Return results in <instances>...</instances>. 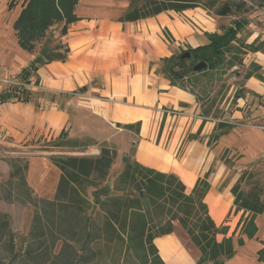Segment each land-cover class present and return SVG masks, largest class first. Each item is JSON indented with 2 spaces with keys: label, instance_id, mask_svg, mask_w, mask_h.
<instances>
[{
  "label": "crops",
  "instance_id": "0c3cea01",
  "mask_svg": "<svg viewBox=\"0 0 264 264\" xmlns=\"http://www.w3.org/2000/svg\"><path fill=\"white\" fill-rule=\"evenodd\" d=\"M15 2L9 9L11 0H0V68L12 75L21 73L35 58L17 43L13 25L24 2ZM129 4V0H77L73 11L77 20L67 27L66 35H61L63 23L56 24L46 33L44 42L58 31L66 53L61 59L37 66L30 72L28 80L35 87L33 90L38 88L42 95L50 94V100L36 102L33 97L29 103L0 102V156L4 150L9 154L37 150L41 148L38 144L44 140L61 137L65 145L58 149L69 150L70 155L75 154L73 150L78 149L82 141L89 142L91 145L88 146H99L92 141L90 132L74 133L68 129L71 115L61 95L76 92L71 98L77 100L76 106L85 115H102L114 127L142 121L136 141L132 133L120 127H116V133H125L131 136L130 142L137 143L132 155L135 161L143 167L176 175L187 194L198 179L209 173L206 181L210 188L204 202L210 218L218 228L227 230L225 237L236 240L235 256L223 264H263L258 252L264 247V212L253 218L257 231L253 238L247 239L241 229L251 214L235 209V197L230 192L240 177L239 171H229L222 165L211 173L205 162L207 155L221 154L233 158L236 170L251 169L264 154V131L252 128L249 95L264 99V50L256 53L244 51L243 71H236L238 67L234 66L227 72L234 71V80L241 81L248 71L247 65L252 62L262 72V79H257L253 72V76L244 79L237 88L232 85L225 100L213 103L211 112L205 113L201 109L209 97L200 101L192 92L171 86L161 74L166 72L158 62L171 58L175 50H184L185 45L194 49L207 44V34L221 33L217 20L203 10L192 9L183 13H161L137 22H118L126 14ZM82 88L86 91L77 93ZM199 89L208 90L206 84L200 85ZM119 99L127 103H119ZM151 106L157 114L164 108L178 113L173 117L162 114L156 129L152 130L154 123L148 124L150 114L146 112ZM216 108L221 112L213 118ZM218 122L230 128L216 143L208 145V138ZM63 131L65 137L60 135ZM179 151L181 156L177 158ZM49 157L48 152L30 155L24 173L32 198L45 202L54 200L61 177ZM0 164L4 173L9 175L6 163L0 161ZM24 206L31 215L37 212L34 205L26 203ZM227 217L231 220L224 223ZM238 238L243 240L242 246L237 245ZM153 242L165 264H196L199 257L194 246L198 255L196 259L172 235Z\"/></svg>",
  "mask_w": 264,
  "mask_h": 264
},
{
  "label": "trees",
  "instance_id": "16d2710c",
  "mask_svg": "<svg viewBox=\"0 0 264 264\" xmlns=\"http://www.w3.org/2000/svg\"><path fill=\"white\" fill-rule=\"evenodd\" d=\"M141 1L142 4L137 6L136 3ZM23 2V9L13 29L16 31L18 45L25 52L33 53L36 44L41 42L46 33L56 24L63 23L61 35L65 36L67 27L77 20L73 14L77 0H23ZM15 3V0H11L9 9H12ZM129 3L126 14L118 22H137L170 11L183 13L185 10L196 9L199 6L222 18L233 12L232 4L224 3L216 6V0L206 2L202 0H129ZM241 7L242 5H236L234 9L239 11ZM245 25V21L235 20L219 34H207L209 41L207 44L194 49L188 48L185 51L190 54L189 58L181 59L180 57L185 54L181 52L178 56L162 59L166 78L171 86H177L176 82H181L189 76L216 71L227 73L234 66H240L243 61L242 56L245 54L244 46L252 53L264 50L262 48L264 42L259 45L257 40L249 45L234 46L239 39V32ZM49 40L50 38L46 41L47 45ZM56 43L57 46L53 50H49L48 46L44 47L21 72L25 78H29L30 72L37 66L61 59L60 57L66 51L60 40ZM62 50L61 55L58 51ZM48 56H51V60L45 61L44 58ZM201 61L206 64L205 69L195 73L193 67ZM254 68L258 70V67ZM251 76L253 72L248 70L243 75V80ZM256 78L262 79L260 75ZM24 83L28 85L30 82L27 79ZM7 87L0 91V102L29 103L33 98V95H30V91H33L31 88L17 87V85ZM85 91L86 89L82 88L77 93ZM74 93L66 96L72 97ZM131 126L123 128L129 129ZM229 128L230 126L223 122L216 123L214 133L208 138L207 144L216 143L220 135ZM60 135H65V132L63 131ZM64 145L59 143L56 147ZM115 158V150L107 146L100 149L97 157H50L61 173L56 196L51 202L32 198L31 191L25 183V176L20 174L19 168L15 172H10V181L19 177L16 186L21 188L23 194L32 202L28 204H33L37 209L34 213L31 237L38 236L40 232L43 233L42 226L44 227V224L50 221L72 241H77V237L83 235L86 241L102 239L104 243L120 242L125 246L126 253H133L140 258L141 264H165L158 256L153 241L174 233L177 225L198 251L199 257L196 264H223L235 256L234 239L225 237L227 230L224 227L218 228L214 224L204 202L210 188L206 181L209 173H206L203 179H198L194 188L187 194L184 184L176 175L143 167L128 157L124 161L121 172L112 183L113 195H110L105 184ZM243 177L244 174L238 178L230 192L235 197V209L251 214V218L241 229V233L248 239L253 238L257 231L253 218L264 212V197L262 190L256 186L247 193H242L240 185ZM89 188L92 189L89 196L93 203L88 198ZM14 200L8 199L9 202ZM94 205H98L104 215L101 228H95L91 215ZM0 217L2 218L0 228H3L7 224V219L5 215ZM94 230H97V233L96 237L92 238ZM220 235L223 237L219 241L217 237ZM243 243V240L238 238L237 245L242 246ZM83 246L84 244L81 243L80 251ZM258 256L259 261L264 264V247L258 252ZM73 259L75 264L81 260L80 255Z\"/></svg>",
  "mask_w": 264,
  "mask_h": 264
},
{
  "label": "rangeland",
  "instance_id": "374dc122",
  "mask_svg": "<svg viewBox=\"0 0 264 264\" xmlns=\"http://www.w3.org/2000/svg\"><path fill=\"white\" fill-rule=\"evenodd\" d=\"M206 1L208 0H202V2ZM216 1V6L224 3L232 4L233 12L227 17L222 18L214 15L213 12L204 10L200 6L196 9L203 10L212 19L215 18L217 20V27L221 32L228 28V26H230L235 20L240 22L245 21L246 25L239 32V39L234 46H241L242 44L249 45L254 40H257L259 45L264 42V0ZM141 4L142 1L136 3L137 6H140ZM236 5H242L241 10L236 11L234 9V6ZM59 35L60 34L58 31H55L53 35H51L48 45L47 42L41 40V42L36 44V48L32 55L34 57L38 56L42 49L46 46L49 47V50L55 49L57 46L56 42H58L60 39ZM188 48L189 46L185 45L184 50H175L173 56L180 55L181 52H185ZM262 48L264 49V44L262 45ZM243 49V51H249L246 49V46H244ZM58 53L62 55L63 50L58 51ZM50 57L51 56L45 57L44 60H51ZM23 60L24 59H22V61ZM158 63L159 66L162 67L166 72L163 62L159 61ZM247 66L248 70L254 72L256 76H262V72L260 70L257 71V69L254 68L258 67L256 64L251 62ZM237 67L238 70L236 71H243L244 67L242 64ZM161 72H163V70ZM233 72L234 71H230L229 74H227L226 72L220 73L216 71L215 73L205 72L197 76H189L188 78L183 79L181 82L175 81L178 86L176 87L181 90L192 92L200 99V101H204L206 97H209L208 100L203 102V105L205 106L201 109L203 112L209 114L214 107L213 103H216L218 100L222 103L225 100L226 95L229 93L232 85H235V88H237V85L244 82L243 80L235 81ZM161 74L166 77V73ZM0 79L12 82V87L16 85L17 87H23L20 86L19 83L25 84L24 82L29 78H25L22 73H14V75L8 74L4 68H0ZM202 84L207 85V92H203L199 89V86ZM7 86L8 85L6 84L0 83V91L7 89ZM220 93L222 94L221 99ZM39 94H41V92L38 88L37 90L30 91V95H33L35 98L34 100H37L36 102H41L43 99H46L47 101L50 100V98H48L50 97V94L44 93V95L41 94V96ZM37 95L40 97L36 98ZM66 95L67 94H63L61 97L63 98V104L68 107V114L71 115V121L68 125L69 131H74V133L88 131L91 133L92 141L99 144V146H96L97 149L100 150L103 146H107L115 150L116 158L109 170V176L105 184L110 192V195H113V193H111L113 187L112 183L117 175L121 172L125 159L128 157L134 159V156L132 155L136 149L137 143H135L134 140H131L130 142L131 136L125 133H116V127L118 126L114 127L110 125L102 115L96 113H88L87 115L83 114L80 108L76 106L77 100ZM249 95L252 128H257L264 131V99H262V96L257 97V95L251 93ZM51 99L53 100V98ZM119 101V103H127L125 100L123 101L119 99ZM115 102L116 100L113 101V103ZM258 106L260 107L257 109ZM148 111H146L150 114L148 124L152 125V123H154L151 126L153 127L152 130L156 129V124L160 116L164 115L165 117H173V115L178 113L173 112L170 108H164L161 109L160 114H157V112H155V108L152 106L148 108ZM220 112L221 110L216 108L213 118L218 116ZM246 113L248 114L249 111ZM130 125L132 126L129 129L123 128L124 126L122 125L119 127L128 131L129 133H132V136L136 141L135 136L138 134L140 126H142V121L139 120L138 122L130 123ZM65 136L66 135H64V137ZM62 138L63 137L56 140H44L43 143L38 144L39 147H41L40 149L30 150L28 154L40 155L41 152H48L50 153V157H74L79 156L77 154L85 151L86 147L90 144L89 142H80L81 144L78 145V149L73 150L75 154L72 155L71 153L70 155L67 153L69 150L58 149L56 147L59 143H62ZM162 146H164L163 143ZM9 153L10 152H7V150H4L2 156H0V161H4L6 163L10 169V172H15L17 168H19L20 174L25 176V165L27 158H29L30 155ZM176 155V157L179 158L181 156L180 151ZM16 161L17 163H14ZM205 164L210 169L211 173H215L218 170V167H221L222 165L229 171H239L240 176L244 174L243 182L240 185V191L245 194L252 187L256 186V188L262 190V195L264 197V154L257 162H254V167L251 169L248 167L246 169L236 170L234 167L233 158L230 159L229 156L226 155L225 157L221 154L215 157L210 154L207 155ZM1 168L2 167L0 166V215H5L7 224L3 228H0V264H75L73 258H76L77 255H80L81 258L77 264H141L139 257L133 253L125 252V246L123 243H104L102 239L100 241H86L87 239L83 235L77 237V241H72L68 235L61 233L57 229L56 224H53L50 221H47V223L44 224V227L42 226L43 233L40 232L41 234L38 236L31 237L30 233L33 227L34 214L31 215L24 204L32 202L26 195L23 194L22 189L16 186L17 182L19 181V177L10 181V174H5L4 169ZM91 190L92 189L90 188L88 189V198H90L89 194ZM9 198L11 200L16 199L17 201L14 200L9 202ZM91 215L95 224V228H101L104 222V215L98 205L93 206ZM0 219L2 218L0 217ZM230 220L231 218L227 217L224 220V223L230 222ZM96 233L97 230H94V235L92 238L96 237ZM170 235H172L176 240L181 241L189 255H192V257L196 259L198 256L196 249L193 247L192 243H190V241H188V239L182 234L179 227H176V231ZM220 239L221 236L217 237V240L220 241ZM235 241L236 240L234 239V244ZM81 243H83L84 246L80 251L79 249ZM78 252L80 254H78Z\"/></svg>",
  "mask_w": 264,
  "mask_h": 264
},
{
  "label": "built area",
  "instance_id": "2783aa9c",
  "mask_svg": "<svg viewBox=\"0 0 264 264\" xmlns=\"http://www.w3.org/2000/svg\"><path fill=\"white\" fill-rule=\"evenodd\" d=\"M0 83H2V84H6V85H11V84H13L12 82H10V81H7V80H3V79H0ZM19 85L20 86H23V87H26V88H31V89H34L35 87L34 86H32L30 83H28V85L27 84H20L19 83ZM174 114V113H173ZM263 130H264V128H263ZM29 153V151H24V152H20V153H18V154H21V155H30V154H28ZM99 154H100V150L99 149H97L96 147H94V146H88V147H86V149H85V151H83V152H81V153H78L77 155H79V156H83V157H88V156H90V157H97V156H99Z\"/></svg>",
  "mask_w": 264,
  "mask_h": 264
},
{
  "label": "water",
  "instance_id": "95a60500",
  "mask_svg": "<svg viewBox=\"0 0 264 264\" xmlns=\"http://www.w3.org/2000/svg\"><path fill=\"white\" fill-rule=\"evenodd\" d=\"M190 57V54L188 53V52H185V54L184 55H182L180 58L181 59H185V58H189ZM205 66H206V64H205V62H200V63H198V64H196L193 68H194V72L195 73H197V72H200V70H203V69H205Z\"/></svg>",
  "mask_w": 264,
  "mask_h": 264
}]
</instances>
